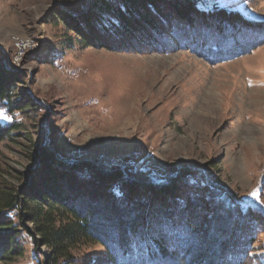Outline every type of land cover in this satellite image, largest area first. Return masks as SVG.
Masks as SVG:
<instances>
[{"label":"rangeland","instance_id":"obj_1","mask_svg":"<svg viewBox=\"0 0 264 264\" xmlns=\"http://www.w3.org/2000/svg\"><path fill=\"white\" fill-rule=\"evenodd\" d=\"M103 1L0 0V63L23 75L16 99L24 104L0 113L1 122L23 125L0 143V182L18 189L46 179L44 150L56 164L90 163L154 182L181 175L173 185L197 217L198 245L207 249L235 227L240 255L264 264V44L220 59L263 41L264 29L219 35L198 20L193 36L168 25L174 0H158L165 25L152 13L155 32L142 20L120 31ZM201 1L264 27V0ZM17 38L34 42L19 63ZM74 172L58 183L68 197L83 196L76 205L91 213L98 205L83 198L93 199L98 181ZM100 209L97 224L105 222ZM19 247L7 264H47L51 256L25 233ZM62 264L113 263L104 246L89 244Z\"/></svg>","mask_w":264,"mask_h":264},{"label":"trees","instance_id":"obj_2","mask_svg":"<svg viewBox=\"0 0 264 264\" xmlns=\"http://www.w3.org/2000/svg\"><path fill=\"white\" fill-rule=\"evenodd\" d=\"M157 1L105 0L103 6L118 17L115 25L120 31L134 30L142 20L155 32L157 26L152 13L161 24L168 21L161 14ZM171 6L168 25L173 27L178 23L181 30L184 27L186 34L193 36L198 20L207 21L219 35H239L243 31L264 29L260 21H251L239 12L210 7L201 0H174ZM116 36L117 39L121 37ZM262 44L264 40L255 46L249 45L237 51L233 49L220 59L232 60ZM22 76L3 69L0 63V113L12 116L23 110L24 104L16 99L17 89L23 85ZM22 129L20 123L0 121V143ZM41 157L38 166L46 171L47 180L37 181L35 176L29 186L18 189L0 182V264H7L24 252L23 247H19L23 233L28 235L35 248L43 246L49 249L51 256L47 264L68 263L73 250L89 244L104 246L113 264H250L246 261L247 255H240L235 227L226 231V237L217 236L214 239L216 245L207 249L198 245L204 239L198 238L197 217L194 212L187 211L181 188L173 185L181 175H177L174 181L154 182L90 163L56 164L53 155L46 150ZM72 171L78 172L74 173L81 181H98L93 199L89 195L83 198L87 197L86 202L92 200L91 203L98 205L91 213L78 207L84 203L79 201L83 196L68 197L58 183V177L68 173L72 176ZM95 174L102 178H96ZM182 178L185 179L184 176ZM196 184L191 182L192 186ZM142 191L145 194L140 195ZM99 208L104 211L105 222L97 224L92 217ZM110 208L118 213L116 219L110 217H113ZM29 223L32 228L28 227ZM100 226H106L102 233Z\"/></svg>","mask_w":264,"mask_h":264},{"label":"bare ground","instance_id":"obj_3","mask_svg":"<svg viewBox=\"0 0 264 264\" xmlns=\"http://www.w3.org/2000/svg\"><path fill=\"white\" fill-rule=\"evenodd\" d=\"M16 40V48H17V63L26 55L25 53L34 47V42L32 40H23L20 38ZM13 61V60H12ZM13 63V62H12ZM15 67V66H14Z\"/></svg>","mask_w":264,"mask_h":264}]
</instances>
